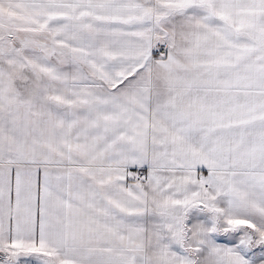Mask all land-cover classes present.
<instances>
[{"label":"snow or ice","instance_id":"6c2138e0","mask_svg":"<svg viewBox=\"0 0 264 264\" xmlns=\"http://www.w3.org/2000/svg\"><path fill=\"white\" fill-rule=\"evenodd\" d=\"M0 264H264V0H0Z\"/></svg>","mask_w":264,"mask_h":264}]
</instances>
